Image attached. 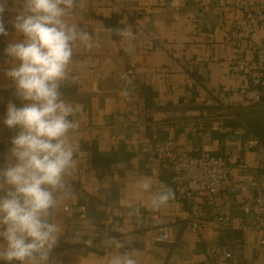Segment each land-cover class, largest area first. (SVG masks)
Here are the masks:
<instances>
[{
    "label": "crops",
    "instance_id": "crops-1",
    "mask_svg": "<svg viewBox=\"0 0 264 264\" xmlns=\"http://www.w3.org/2000/svg\"><path fill=\"white\" fill-rule=\"evenodd\" d=\"M0 4L5 5L0 20L8 33L0 35L3 168L11 158V140L20 131L4 124L7 107L9 103L23 106L14 82L6 76L15 65L5 51L20 38L13 25L22 0H0ZM76 5L69 22L88 32L93 46L87 49L78 41L74 44L69 75L77 81L62 84L60 91L66 102L81 108L69 119L78 122L71 139L83 155L78 152L74 156V167L65 177L66 189L57 194L52 222L60 226L61 234L69 223H75L98 230L101 237L93 248L80 246L77 238L62 249L56 245L52 261L55 252L61 253L63 264H107L114 255L130 253L137 264H211L204 251L206 245L218 240L216 231L205 223L193 232L184 220L186 207L174 196L159 209L152 207V196L161 185L172 190L154 149L173 139L184 152L208 150L230 155L238 189L234 198L240 202L261 184L264 124L232 127L225 120L227 113L250 105L239 92L247 84L246 77L233 62L223 60L226 55L254 59L253 49L245 43L226 44L240 12L233 0H76ZM203 5L210 9L205 10ZM116 7L130 12L144 8L135 23L125 17L132 39H114L106 27L102 17L109 16ZM174 51L200 62L182 65L172 57ZM128 68H134L135 74L121 78L120 73ZM141 85L157 92L149 106L136 91ZM242 161L249 163L247 169L238 166ZM145 180L151 188L142 191L140 184ZM127 200L136 203L127 207ZM68 204L84 206L86 216L75 212L66 217L64 207ZM144 210L158 211L166 219L181 217L180 223L171 228L172 241L157 242L153 229L136 227L135 215ZM254 211L247 215L234 213L231 227L238 229L242 222L250 221ZM134 233L140 236L135 242L131 240ZM244 236V264H264L261 231H249ZM113 238L124 247L104 246ZM0 264L7 262L0 260Z\"/></svg>",
    "mask_w": 264,
    "mask_h": 264
},
{
    "label": "clouds",
    "instance_id": "clouds-1",
    "mask_svg": "<svg viewBox=\"0 0 264 264\" xmlns=\"http://www.w3.org/2000/svg\"><path fill=\"white\" fill-rule=\"evenodd\" d=\"M76 0H22V8L14 18L20 37L10 43L6 54L14 67L6 71L23 101L22 107L9 103L4 124L20 131L11 140V158L0 168V260L7 264H52L51 253L61 235V228L52 222L58 193L66 189L65 177L74 167L79 145L71 139L78 122L69 119L81 111L62 98L64 83L75 84L69 75L73 46L78 41L85 48L93 46L92 36L80 29L69 17L76 9ZM5 5L0 4V14ZM113 31L132 39L129 29ZM0 35H8L0 20ZM131 51V49H128ZM151 188L147 180L142 191ZM171 189L161 185L151 199L153 209L173 198ZM135 200L125 201L132 207ZM91 246L92 241H85ZM122 248L113 239L104 246ZM107 264H137L130 253L114 255Z\"/></svg>",
    "mask_w": 264,
    "mask_h": 264
},
{
    "label": "built area",
    "instance_id": "built-area-1",
    "mask_svg": "<svg viewBox=\"0 0 264 264\" xmlns=\"http://www.w3.org/2000/svg\"><path fill=\"white\" fill-rule=\"evenodd\" d=\"M234 7L240 15L232 23L226 44L229 46L245 43L254 51V59L249 60L245 55H226L223 60L233 62L238 70L246 77L247 84L239 92L248 100L250 105H259L264 100V6L261 0H233ZM205 10L210 6L203 5ZM172 57L182 65L195 66L198 58H186L178 51L172 52ZM135 74L134 68H128L120 73V77L128 79ZM159 167L167 175L172 185L174 199L186 207L184 220L193 232L199 231L203 224H208L218 233V240L206 245L205 255L211 264H244L247 240L244 233L261 231L260 243L264 246V159L259 164L263 174L261 184L252 190L248 198L240 202L234 198L237 186L233 178L234 163L230 155L215 151L202 150L189 153L180 150L176 141L169 139L160 143L154 149ZM242 169H247L249 163H238ZM255 214L250 221L242 222L241 234L230 230L233 215L236 212ZM78 212L86 216L82 205L76 207L65 205L64 215L72 217ZM181 217L172 216L166 219L155 210H144L136 213L135 225L138 228L149 227L155 231L157 242H170L171 228L180 223ZM101 233L96 229L69 223L60 235L57 247L62 249L78 239L82 247L93 248ZM138 233L131 235L132 241H138ZM91 240V246L84 243ZM59 252H55L52 264H63Z\"/></svg>",
    "mask_w": 264,
    "mask_h": 264
},
{
    "label": "trees",
    "instance_id": "trees-1",
    "mask_svg": "<svg viewBox=\"0 0 264 264\" xmlns=\"http://www.w3.org/2000/svg\"><path fill=\"white\" fill-rule=\"evenodd\" d=\"M144 14V8L139 10L129 11L126 8L116 7L109 16H103L102 19L106 27L110 30L111 35L114 39H121L120 35L116 34L114 29L126 28L125 17L129 19L132 23L136 22ZM140 97L146 102V106H149L152 99L157 94L152 88L146 85H141L136 89ZM226 124L232 127L243 126L249 123H260L264 124V100L259 105H249L245 109H239L236 112L227 113ZM230 230L234 233L241 234V230L230 227Z\"/></svg>",
    "mask_w": 264,
    "mask_h": 264
}]
</instances>
